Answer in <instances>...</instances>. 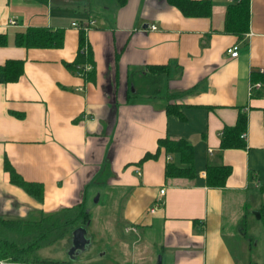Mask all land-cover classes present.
Returning <instances> with one entry per match:
<instances>
[{"label": "crops", "instance_id": "obj_1", "mask_svg": "<svg viewBox=\"0 0 264 264\" xmlns=\"http://www.w3.org/2000/svg\"><path fill=\"white\" fill-rule=\"evenodd\" d=\"M212 1L210 16L190 17L167 0H0V64L23 60L16 81L0 82V217L85 209L97 191L113 209L108 223L137 235L131 254L113 235L126 253L120 261L117 251L89 252L86 230L85 248L68 260L0 264H264V225L250 223L264 212V0L249 1L242 37L222 31L231 0ZM90 18L86 32L72 25ZM28 28L58 30L62 45H17L16 34ZM81 32L94 81L65 66ZM235 44L232 57L226 49ZM156 64L170 67L159 93L132 95L131 80L141 83L145 66ZM253 82L262 86L249 93ZM167 104L184 118L167 113ZM239 113L246 115L245 147L221 148ZM166 135L192 143L193 179L165 177L177 157L163 150L140 161ZM5 160L43 184L41 201L9 181ZM207 165L231 167L223 186H207Z\"/></svg>", "mask_w": 264, "mask_h": 264}, {"label": "trees", "instance_id": "obj_2", "mask_svg": "<svg viewBox=\"0 0 264 264\" xmlns=\"http://www.w3.org/2000/svg\"><path fill=\"white\" fill-rule=\"evenodd\" d=\"M125 0H119L123 3ZM249 1L231 0L227 6L224 19L223 32L232 33L242 37L249 26ZM170 5L178 8L185 16L208 17L212 11V0H167ZM63 42L62 32L49 30L46 28H28L25 32L17 33L15 43L25 47H50L61 46ZM6 43L4 34H0V45ZM65 66L74 74L84 77L88 81L95 80V65L90 44L86 41L84 33L81 32L79 47L73 62L65 63ZM86 66L88 68L86 69ZM23 72V60L9 59L4 64H0V82L16 81ZM170 72L168 64L147 65L144 68V75L141 83H136V79L131 80L133 87L132 95L149 94L157 95L160 91V84L163 77ZM167 113L177 115L183 119L184 115L175 104L166 105ZM246 127V115L239 113L236 123L226 126L222 133L221 148L245 147V142L241 138V133ZM161 150L165 154L176 155L177 162L170 160L165 167V177H185L193 179L195 177V167L193 160V145L183 136L166 135L158 138L157 147L154 152L147 151L140 161L155 159ZM4 169L9 174V181L22 189L27 195L36 201L43 199V184L36 181L25 180L9 163L4 161ZM231 167L228 165H207L205 170V181L209 187H221L225 184ZM72 212V214L70 213ZM70 215L67 216V214ZM74 217H82L85 223L89 216L82 205L70 208H60L49 214H41L39 218H2L0 217V259L17 263L46 262L38 258L34 251L41 246L44 239L53 230L57 231L55 239L64 236L66 231H58L63 225L71 223ZM7 235L18 236L24 239L22 243L16 242ZM54 240V239H53Z\"/></svg>", "mask_w": 264, "mask_h": 264}, {"label": "rangeland", "instance_id": "obj_3", "mask_svg": "<svg viewBox=\"0 0 264 264\" xmlns=\"http://www.w3.org/2000/svg\"><path fill=\"white\" fill-rule=\"evenodd\" d=\"M97 191L93 196L91 197V201L89 199L88 205L86 206L85 210L89 212V221L86 224L85 221L82 219V217H74L73 214V221L66 226L63 227V225L59 228L58 231H66L64 235H66V239L63 240V236L59 239H55L57 235V231L53 230L50 235H48V239H44L41 242V246L37 248L34 253L38 256L39 259L43 261H54V260H68L71 258L69 255V250L72 243V231L79 227V226H86V238L89 239V246L87 250L92 253L97 254L99 252H103L104 254H107L108 252L112 251L113 253L115 251L118 252V255L115 254V256H118V260L120 261V258L123 256H126L125 250L123 248H120V245L117 241V245L114 246L113 243L116 241L113 240V235L122 237L123 241L127 244L126 250L131 254L134 252L133 246L131 245L132 241H134L137 238V235L133 232H126L124 230V227L122 223L118 222L116 226H112V224L108 223L107 219V211H112L111 205H108L106 203V200L104 202L103 197L98 201L97 199ZM113 212V211H112ZM72 214V212H70ZM68 213L67 216L71 214ZM258 214L261 215L258 217ZM104 215V216H103ZM41 214H36L35 216H32V218H39ZM251 225L253 227H257L258 229H261L264 225V212L261 211L254 214V216H251ZM249 223V225H250ZM10 238H13L16 242L22 243L24 241L23 238L18 236H12L7 235ZM54 239V240H53ZM140 246V247H139ZM143 246V240L139 241L136 245V248L141 249ZM252 252H255L256 248L250 249ZM108 255V254H107ZM122 256V257H121Z\"/></svg>", "mask_w": 264, "mask_h": 264}, {"label": "built area", "instance_id": "obj_4", "mask_svg": "<svg viewBox=\"0 0 264 264\" xmlns=\"http://www.w3.org/2000/svg\"><path fill=\"white\" fill-rule=\"evenodd\" d=\"M9 23L10 24H15V20L14 19H10L9 20ZM95 23V20L93 18H90L89 20H87L86 22H83V23H78L76 21H73L72 22V25L81 29L83 32H86L93 24ZM151 29H155L156 26L155 25H152L150 26ZM226 52L232 56V57H235L238 55V45L235 44V45H232V46H229L227 47L226 49ZM88 68V66H86V69ZM260 72L261 73H264V68H260ZM262 86V83L261 82H253L251 83L249 86H248V91L249 93L252 91L253 88H256V87H261ZM241 137L243 139H245L246 137V132H242L241 133ZM160 193H164V188L160 190ZM151 211H153V209H151ZM129 230V228H126ZM134 229V228H133Z\"/></svg>", "mask_w": 264, "mask_h": 264}, {"label": "water", "instance_id": "obj_5", "mask_svg": "<svg viewBox=\"0 0 264 264\" xmlns=\"http://www.w3.org/2000/svg\"><path fill=\"white\" fill-rule=\"evenodd\" d=\"M85 233H86L85 226H79L72 231V246L70 247V250H69V255L71 257L73 256V253L77 249L82 250L85 248L87 244V239L84 236Z\"/></svg>", "mask_w": 264, "mask_h": 264}]
</instances>
